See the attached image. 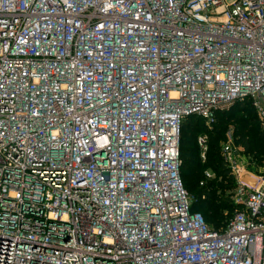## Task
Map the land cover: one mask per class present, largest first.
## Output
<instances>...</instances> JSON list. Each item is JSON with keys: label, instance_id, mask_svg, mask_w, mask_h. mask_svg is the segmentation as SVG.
Segmentation results:
<instances>
[{"label": "built area", "instance_id": "obj_1", "mask_svg": "<svg viewBox=\"0 0 264 264\" xmlns=\"http://www.w3.org/2000/svg\"><path fill=\"white\" fill-rule=\"evenodd\" d=\"M245 98L264 131V0H0V264H264L234 126L221 227L180 175L185 117Z\"/></svg>", "mask_w": 264, "mask_h": 264}, {"label": "rangeland", "instance_id": "obj_2", "mask_svg": "<svg viewBox=\"0 0 264 264\" xmlns=\"http://www.w3.org/2000/svg\"><path fill=\"white\" fill-rule=\"evenodd\" d=\"M231 105H229V107ZM250 112H253V113H250ZM247 115L251 116L252 118V120L250 119L251 124L255 128L251 130V132L256 130L257 132L261 133L263 136V138L261 139L262 141H259L261 143V147L263 146V143H264V131L260 128L257 122L256 112L253 111L252 107H248L247 109H244L241 106V108H239L236 111V113H234V115L232 116L233 118L232 122L236 125V131H235L234 124L231 123L234 126L233 142L237 148V156H238L237 159L240 164H244L243 166L246 169V171L244 172L246 173L254 172L258 175H263L264 174V158L257 159L252 154L251 147L246 149L244 145L243 138L244 136H246V132L248 130H246L245 125L242 124V120L244 121ZM196 119L197 118L194 116L189 118L190 120L189 122L191 124V134H192L193 139L195 140L198 133L203 132V131L207 132L209 136V139H208L209 147H208L207 158L206 160H202L200 158L199 146L197 145L196 140L193 141L191 137L190 147L187 148V149H190L189 153L187 155L186 154L181 155V151H180V156H182L181 160H183L182 168H184V170L188 173L192 172V180L190 181L191 183L190 182L188 183L184 176L183 178L185 180L186 188L188 189L192 198L194 195L195 198L198 199L197 201L199 204L197 206L201 207V209L206 210V208L208 207V204L210 203V201L206 203L204 200L208 198L206 194L207 189L209 190L208 192H210L214 198V200H212L213 203H216L215 200L217 201L219 199H222L223 205L221 207L215 208L212 204V210L211 211L206 210L205 217H207L206 220L210 224V222L212 221V218L215 215L220 214L222 217L221 224H223L226 221V219L232 214L234 209H236L237 207V204L235 203L232 204V203L226 202V199L229 200L230 198L228 195L229 190L232 189L234 185L236 184V177H235L236 174L234 176V172L230 171V169H228L227 175L223 173L222 175H216L217 173H215L214 171L215 173L214 175L215 178L213 177L214 179L213 178L208 179L205 185L200 184V180L203 178V175L205 174L204 170L207 168L206 165L210 166V164L213 163L215 159H217L218 161H221V159L223 160L221 156L220 142H223V140L225 139V133L223 135L222 129H218V131L217 130L213 131L212 128L214 127V124H212V128H209L205 119L204 120L198 119L197 121ZM184 124H182L181 126H183ZM248 135L250 136V133H248ZM252 138H253V135H252ZM248 139L252 140L250 137ZM250 143L253 144V142H250ZM223 166L226 167L225 164ZM242 178L244 179L245 176L243 175ZM231 201L229 200V202Z\"/></svg>", "mask_w": 264, "mask_h": 264}, {"label": "trees", "instance_id": "obj_3", "mask_svg": "<svg viewBox=\"0 0 264 264\" xmlns=\"http://www.w3.org/2000/svg\"><path fill=\"white\" fill-rule=\"evenodd\" d=\"M241 106L244 109H247L248 107H252L253 111H255L250 99L245 98L243 100H237L229 108L217 109L215 111V121L213 123L214 127L212 128V130L213 131H215V130L218 131V129H222V133L224 135L225 130L229 126V124H231V123L234 124L232 122L233 121L232 116L234 115V113H236V111L239 108H241ZM250 113H253V112H250ZM192 116L197 118L196 121L198 119H203L204 120V118L202 116L197 115V114H189L183 120L182 124H184V123L185 124L183 126H181L182 128H181V136H180V144H179V153L181 151V155L182 154H186L187 155L189 153V150H190V149H187V148L190 147V141H191V137H192L191 124L189 122L190 121L189 118L192 117ZM250 119L252 120L251 116L247 115L245 120L244 121L242 120V124H244L246 130H248L246 132V136L248 135V133H250V136L248 135L247 137L248 138L250 137L252 139V140H249L246 136H244V138H243L244 139V145H245L246 149L251 147V152L257 159H263L264 158V143H263V146L261 147V143L259 142V141H262L261 139L263 138V136H262L261 133L257 132L256 130L251 132V130H253L255 128L252 126ZM256 119H257V122L259 124L258 118H256ZM185 120H187V121H185ZM234 126H235V131H236V125L234 124ZM251 134L253 135V138H252ZM192 139H193V137H192ZM195 140H196V138H195ZM195 140L193 139V141H195ZM250 142H253V144H251ZM180 157H182V156H180ZM223 163L224 162H223L222 159H221V161H218L217 159H215L214 162L210 164V166L206 165V167H209L213 171H215V173H217L216 175H222V173L227 175L228 169L223 166L224 165ZM182 164H183V160H181L180 175H181L182 181L184 183V186L186 187L185 180H184L183 176L185 177V179L189 183L192 180V172L191 173L190 172L189 173L186 172L184 170V168H182V166H183ZM208 191L209 190L207 189L206 194H207L208 198H206L204 200H205L206 203L209 202V201H210V203L208 204V207L206 208V210L207 211H211L212 210V204H213V206L215 208L221 207L223 205L222 199H219L217 201L215 200L216 203H213L212 200H214V198H213L212 194L210 192H208ZM197 200L198 199L195 198V196L193 195V198L191 199V209L192 210H196V211H200L202 213L205 221L207 222V220H206L207 217H205V211L206 210L205 209H201V207L197 206L199 204ZM229 200L231 201L230 198H229ZM229 200L226 199V202L234 204L232 201L229 202ZM221 221H222L221 215L217 214V215H215L212 218V221L210 222V224L208 222H207V224L209 226L213 227V228H219V227H221L224 224V223L221 224L222 223Z\"/></svg>", "mask_w": 264, "mask_h": 264}]
</instances>
